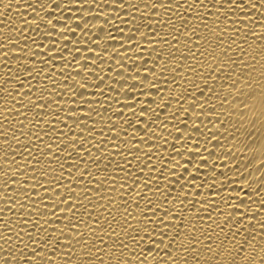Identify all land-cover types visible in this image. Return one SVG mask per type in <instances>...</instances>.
<instances>
[{
  "label": "snow or ice",
  "instance_id": "6c2138e0",
  "mask_svg": "<svg viewBox=\"0 0 264 264\" xmlns=\"http://www.w3.org/2000/svg\"><path fill=\"white\" fill-rule=\"evenodd\" d=\"M196 5H199V9ZM119 6L125 10L126 14L129 9L140 10L137 4L130 3L129 0H119ZM0 7L4 8L2 14L6 15L13 8V4L11 0L7 3L5 0H0ZM28 7H32V5L29 4ZM39 7L44 10L46 5L40 3ZM56 7L59 8L60 5L57 4ZM143 7L149 10L153 17L161 10L169 17L175 15L177 22L174 23L171 19H157V28L164 33L163 35H160L151 24L144 25L149 31L143 33H141L140 26H136L134 34L128 35L126 40L119 41L121 47L124 48L125 55H121L119 50L113 49V62L117 68L122 70L124 65L115 60V56H119L120 60L127 61L129 57L126 54L129 45L138 50L135 52V57L141 58L145 55L141 40H146L149 46H156L149 48V57L154 58L143 60V65L149 63L153 65L151 69L142 68L143 72L150 73L145 75L143 80L139 79L141 61L136 58H131L128 65L133 69V73L125 76L123 71L117 72V76L122 77V79L108 77L109 80H114L115 84L118 85L117 87H113L112 84L107 85L114 94L113 103L120 105L121 95L130 101L123 103L122 106L123 109L131 110L128 119H124L123 110L114 111L112 103L103 108V112H112L117 119L114 120L111 116L105 119L100 109L91 106L97 101L85 99L84 93L88 91L90 83L89 75L96 77L99 81L98 84L92 85L96 89L104 86L105 80L95 71L98 65L95 62L90 63L89 59L84 57L80 47L73 44L72 51H69L67 44H65L57 50L56 40L49 35V32H56L61 39L66 32L57 28V25L63 23L61 20L57 19L54 24L51 19L47 18L52 17L53 12H46L45 18L36 17L44 24L48 32H42L39 25L32 29L39 33L41 42L52 40L50 50L40 53L41 42L31 36L24 37L23 30L20 31V35L15 40L11 36H5L4 40L0 41V55L4 56L7 69L4 78L0 79V105H3V111H0V119H2L0 139L3 140V145L7 148L4 151L3 160L4 164L8 165L7 169L0 173L4 177L3 185L0 187L5 192L3 199L7 213L16 215L17 205L20 209V215L16 221H12L11 217L5 218V210L0 209V228L3 230L0 232V264H58L57 257L63 264H149L148 257L153 254H157L159 257L155 260V264H264V200L260 202L258 210H252L253 201L250 196L247 200L236 196L235 199L239 201L238 204H233L231 197L227 199L221 197L225 208L230 209V211L227 214L223 210L218 211L219 216L223 217L220 222L212 220V217L209 216L215 225L214 231L211 226H202L203 217L199 215V212L205 209L199 200L192 205L193 209H197L194 216L185 217L184 213L177 211L174 206L166 207L165 205L172 203L169 199L172 192L167 185L160 186L157 184V187L153 189V180L157 178L151 175L154 170L159 171L151 163L153 155L160 159V148L168 146V139L163 134L159 136L162 145L156 144L154 129L160 128L162 133L169 132L163 117L169 115L167 109L171 107L173 99L178 104L181 101L187 102L189 98L192 100V103L188 105V109L192 110L191 112L185 109L183 104H180V107L170 114L171 119L177 121L174 125L177 133L176 140L184 138V132L180 125L182 124L184 129L189 127L187 119L180 121L178 114L184 112L188 118L195 115L199 119L200 114L205 111L206 105L215 113L216 105L213 100L215 97L221 102V112L215 117L214 127L219 130L223 126L225 133H228L229 128H231L232 131L229 135L233 141L238 144L240 137L244 136L247 141L251 142L245 143L244 148L252 152L255 151L251 147V144L255 143L253 131L249 130L242 133L241 128L237 125H242L246 114L250 112L253 119L249 123L252 124L253 128L255 127L257 119L255 107L258 100L259 119L264 126V84L260 85L259 98L255 91L250 93L244 91L245 88L251 87L252 72L256 71L254 64L257 55H253L242 47L240 42L248 44L249 37L264 42V23H261L264 21V0H207V3L204 0H183V4L180 0H147ZM180 8H184V11H178ZM210 17H215V19L210 20ZM193 21L196 23L194 24ZM122 22L126 25L135 24V18ZM7 26L5 24V27ZM76 26L84 31L85 36L87 31L91 30H85L86 25L79 23ZM256 28L262 30L257 32ZM65 29L67 32H71L73 36L76 35L71 27L66 24ZM242 31H246L248 35H242ZM103 32H105V28L100 27L99 33ZM229 32L232 35H229ZM120 34L123 36L122 31ZM225 37H228L227 41ZM21 39L24 40L23 46ZM108 39H114L111 33H108ZM29 41L35 46L36 51H31L30 56L13 53V58L17 61V70L13 72L7 63L8 52L20 49L21 53H29ZM67 43L72 44V41ZM89 43L94 47L90 48L88 44H84L83 48L89 52V55L95 56L97 60L101 61V64H104L105 61L101 54L95 51L96 48L101 47L99 40H92ZM50 52H54L55 55L50 54ZM231 52L237 54L238 60L229 55ZM64 53L71 56V59L64 63V67L69 64L74 68L78 67L80 70L75 73V76L83 79V83H81V80L75 79L71 73L66 76L64 71H60L63 83L67 85L61 91L70 97V102L73 105L70 108H64L55 99L57 80L54 78V74L57 69L53 61L56 57H62ZM101 53L103 56H108L109 50L102 48ZM38 54L42 57L39 58V63L43 65L39 71L27 63L29 58L37 59ZM258 55L264 59V49ZM78 57H83L82 66ZM245 57H249L251 63L249 60H245ZM185 61L191 63L185 64ZM173 62L179 63L181 70H186L193 79L189 81L187 77L182 76L183 83L187 84L185 91L176 93L175 97L169 94L167 100L162 98L163 102L157 105L149 93L163 91L158 84L160 78L166 77L169 72L172 73L171 83H177L176 68L169 67ZM229 67L231 71H226ZM238 69H240L239 73H237ZM100 70L103 71V68L101 67ZM112 71H116V69H112ZM260 76L264 80V65L261 66ZM41 77L45 84L44 89L36 88L33 91L31 81ZM69 80H73V84L68 85ZM25 81H27V91H24ZM144 81H147V85ZM209 81L212 82L211 86ZM48 83L53 85L51 89L47 87ZM200 83L203 84V87H200ZM9 85L13 86L9 88ZM17 85L19 87H16ZM241 85L244 87H240ZM180 87H183V84ZM197 92L199 93L198 97L196 96ZM97 94L105 96L106 100L108 98L102 91ZM33 96L35 99H32ZM140 97H147L151 104H145ZM16 104H19L20 107H15ZM51 105L56 106L55 111L51 109ZM137 105H141L139 112L136 111ZM152 105H157L160 111L157 112ZM86 106L87 113L83 116L79 115ZM228 108H231L232 111H228ZM93 112H95L96 117H99V120L92 116ZM233 112L239 114L236 124L231 123ZM29 113H35V117L30 118ZM21 116L24 118L23 120L19 119ZM222 116L227 117L228 121L221 119ZM12 117H16L15 123L20 125L19 129L13 126ZM45 117L51 119H45ZM211 119L209 117L210 121ZM68 120L72 121L71 125L67 123ZM24 121H28L32 125L28 132L23 131ZM41 121L48 125L50 131H46L44 128L33 131ZM53 121L55 124L63 125V127L57 129ZM88 121H92V123L89 124ZM97 124H101L102 127L98 129ZM123 124H127L128 128L133 129V134H129L127 129L123 128ZM64 128H67V131H64ZM105 128L107 134L104 131ZM193 130L199 132V126L194 124ZM97 132L99 137L96 135ZM41 133L43 136H47L49 140H52L53 135L55 139L49 143ZM30 134L34 137L33 140H29ZM216 134L210 133L213 137ZM20 136L28 141L27 144H22L19 139ZM92 140H97V143L92 144ZM37 141L39 143L35 144L36 154H33L32 147ZM86 142L90 147L85 146ZM106 144H110L112 148L101 147V145ZM40 145H43V150H41ZM141 145H145L147 150L141 148ZM14 146L23 147L37 165L41 164L42 159L44 160L46 168L39 172L40 180L48 181L47 184H40L44 193L43 196H40L43 213L35 208V201L29 193V185H31L32 192L36 191V186L31 184L32 176L25 174V182L19 188L15 186L17 180L12 166H15V172L28 168L32 173H36L37 169L29 161L21 164L15 157L19 155L20 160H23L24 154L18 153ZM235 146L234 144L233 147ZM93 147L99 155L92 152ZM153 147L156 148L155 152L152 151ZM171 151L175 156L182 155L175 143L171 145ZM205 151H207L206 148ZM10 153L12 154L11 157ZM208 154L212 155L211 152ZM226 155L235 160L231 151L227 152ZM116 156H120L123 164L115 160ZM129 156L132 157V160L142 163L143 167L138 164L133 169L132 160L128 159ZM45 157L48 159H44ZM253 158H248L245 167L252 166ZM243 159L242 151L241 160ZM113 161H115V167L109 173L108 169L112 167ZM69 162H71L70 167L76 170L79 179L76 180L71 171H69V175L73 177L76 187L83 188V197L77 194L75 188L67 187L63 199L54 203L55 210L49 213L48 204L43 203V201L47 198L49 188L52 185H55L57 189L60 187V181L53 175L54 169L51 165L55 164L63 173L66 170L64 164ZM168 162L172 165L171 168H167L165 165L169 174H174L177 166L182 167L184 172H188L187 167L178 165L174 158L169 157ZM161 163L163 164V161ZM188 163L191 164L192 160L189 159ZM207 163V158L201 160V164ZM89 165L94 167L97 173L103 167V181L90 170ZM212 167L215 169L216 166L213 165ZM144 168L149 169V176L141 179L140 177L145 175ZM240 168V162H237L235 165L236 174L241 180H244L246 177L241 174ZM261 169H264V152L261 153L259 167L256 170L260 171ZM116 170L124 173L122 180L125 183L131 181L128 192L122 200V211L120 208L114 207L115 197L109 198L112 193L119 192ZM200 171L197 169L196 174L192 175L191 179L186 176L184 178L187 182L185 186H191L197 190L205 186V178L199 176ZM136 172L140 173V177L136 176ZM221 175L224 174L221 173ZM248 175L251 176V172ZM86 176L88 177V184L81 185L80 181H83ZM50 177L51 179H49ZM197 178L202 181L200 185L195 183ZM177 182L179 181L177 180ZM122 186L121 184L120 187ZM206 187L211 195H218V191H213L217 187L214 179L213 182L207 183ZM144 189L151 192L152 196H156L159 202L147 195ZM260 190H264V181L260 184ZM241 191H245V196H248V192L256 194L250 187L246 190L243 185H241ZM56 195L58 193L51 197L53 201L56 200ZM93 196L98 200L106 199L108 201L103 207L104 211L109 213L111 222H109V217L103 216L102 213L93 214L97 207L92 200ZM21 198L25 204L32 206L30 215L25 212L24 204H20ZM130 199L133 201L131 206H129ZM84 200H88L93 212L86 209L84 214L80 215L78 210L85 208ZM141 200L144 201V211L140 210ZM175 200L181 203L183 207L184 201L180 197H175ZM184 200H187V196L184 197ZM203 204L208 205L212 202L205 197ZM212 207L218 209V205L212 204ZM61 211L63 218L57 215ZM47 214L57 218L59 224L56 227L50 229L44 227L50 223L44 218ZM41 220H43V225ZM65 220L68 221L66 225L64 224ZM253 221L255 223H252ZM52 223L56 222L53 221ZM29 224L32 231H27ZM60 225L64 226L61 227ZM257 230H259L258 247ZM40 233H45V235H40Z\"/></svg>",
  "mask_w": 264,
  "mask_h": 264
},
{
  "label": "bare ground",
  "instance_id": "6f19581e",
  "mask_svg": "<svg viewBox=\"0 0 264 264\" xmlns=\"http://www.w3.org/2000/svg\"><path fill=\"white\" fill-rule=\"evenodd\" d=\"M9 2V0H5V3ZM130 3H135L139 6L140 10L137 9H129L128 13H125V10L119 6V0H11V3L13 4V8L7 12L6 15H3L4 8L0 7V41L4 40L5 36H11L13 40H15L19 35L20 31L23 30V36L28 37L31 36L33 39L37 40L38 42H41V36L38 32H34L32 29L35 28L37 25H39V29L42 32H48V29H45V26L43 23H41L39 20L36 19L37 16L41 18H45L46 12H53L52 17H47L48 19H51L52 22L55 24L56 20L59 19L63 23L57 25V28L59 30L65 31V36L61 39L56 32H49V35L53 37L56 40V47L57 50H59L61 47H63L65 44H67V47L69 51H72L73 44L80 47V50L84 53V57H87L91 62H95L98 67L95 69V71L98 73L100 77H102L105 80V85L101 86L99 89L93 88V84H98L99 81L96 79V77L88 76V79L90 81L88 85V91L84 93L85 99L89 101H97L96 103L92 104L91 106L93 108H97L101 110V114L107 119L108 117H112V119H117L115 116H113L112 112L105 113L103 112V108L107 107L109 103L113 104V110L114 111H120L123 110L124 112V119L130 118V109H123V103L130 102L128 101L123 95L120 96L121 104L116 105L113 103V97L114 94L110 91V89L107 87L108 84H112L113 87H117L118 85L115 84L114 80H109L108 77H116V79H122V77L117 76V72L123 71L124 75L127 76L130 73H133V69L130 68L128 65L131 62V58H136L141 61V75L139 77L140 80L144 79L145 75H149L150 73H145L142 71L143 67H147L151 69L153 65L151 63L147 65H143L144 59H152L154 57H149V48H155V45L149 46L148 42L146 40H141V44L145 49V55L143 58L141 57H135V52L138 51L137 49H134L131 47V45L128 46V52L127 57L129 59L127 61L120 60L119 56H115V60L119 61L121 64L124 65V68L121 70L117 68V65L113 62V56L114 52L113 49L119 50L121 55H125L124 48L121 47V44L119 41L126 40L127 36L130 34H134L136 32V26H140L141 33L148 32V28L144 27L145 24H151L153 28L157 29V32L160 35H163V32H160V29L157 28V19L166 20L171 19L174 23L176 21L175 15L169 17L164 13L163 10H161L158 14H156L155 17H153V14L147 10L144 9L143 4L147 2V0H129ZM181 4H183V0H180ZM205 3H207V0H204ZM40 3H44L46 5V8L44 10H41L39 7ZM31 4L32 7H28V5ZM59 4L60 7L57 8L56 5ZM186 7V6H185ZM197 9H199V5H196ZM178 11L183 12L184 8L178 9ZM95 17V18H94ZM122 18V19H118ZM135 18V24H125L122 21L123 20H131ZM210 20H214L215 17H210ZM27 22V23H25ZM86 25V29H91L90 31H87V35L85 36L84 31H82L81 28H78L77 24ZM195 24L196 22L193 21ZM261 23H264V21H261ZM5 24L8 26L5 27ZM65 24L70 26L71 29L76 33L75 36L71 34V32H67L65 29ZM31 25V27H29ZM95 26V27H94ZM104 27L105 32L99 33V28ZM255 27V26H253ZM261 28H256L257 32H260ZM123 32V36H121L120 32ZM108 33H111L112 37L114 39L109 40L108 39ZM242 35L247 36L248 33L246 31H242ZM229 35H232L231 32H229ZM135 39V37H134ZM228 37H225V40L227 41ZM238 39V38H237ZM92 40H99L100 42V48H96L95 51L98 54H101L102 59L105 61L104 64H101L100 60H97L95 56L89 55V52L86 51L83 48L84 44H88L90 48L94 47L89 42ZM68 41H72V44H68ZM24 40L21 39V45L23 46ZM52 43V40H43L41 42V48L40 53L43 51L50 50V45ZM242 44V47L247 49L250 53L253 55H257V59L255 61L254 67L256 71L252 72V84L250 88H245V92H253L255 91L257 97L259 98L260 93V85L264 84V80H262L260 76V70L261 66L264 65V59H261L260 55H258L262 49H264V42L261 40H253L252 37L248 38V44ZM235 47V46H233ZM102 48H107L109 50L108 56H103L101 53ZM29 53H21L20 49H14L10 50L8 52V66L11 67L12 71L15 72L17 70V61L13 58V53L19 54L21 56L28 54L30 56L31 51H36V48L34 45L31 44V41H29ZM50 54L55 55L54 52H50ZM229 55L233 56V58L238 60V56L235 52H231ZM39 58H42L38 54V58L33 60L29 58L27 63L30 65H33L37 71L39 69L43 68V65L39 63ZM4 56L0 55V79L4 78V74L7 71L4 63ZM71 59V56L68 53H64L62 57H56V59L53 61V63L56 66L57 71L54 74V78L57 80V86H56V95L55 99L58 103H60L64 108H70L73 107V105L70 102V97L68 95H65L61 89H65L67 85L63 83V78L60 77V71H64L65 75H71L75 77L77 80H81V83H83V79L81 77H76L75 73L79 71L80 69L78 67L74 68L71 64H69L67 67H64V63L69 61ZM80 65H83V57H78ZM245 60H249V57H245ZM251 63V61L249 60ZM185 64L191 63L190 61H185ZM101 67L103 68V71H101ZM169 67H175L176 68V81L177 83L173 84L171 83V77L172 73L169 72L166 77H161L158 86L163 89L162 92L157 93L155 91L150 92L149 96L153 100L157 102V105L161 104L163 100H167L169 97V94L171 96L175 97L176 93L184 92L187 88V84L183 83V80L181 79L182 76L187 77L189 81L193 79V77L189 76L186 70H181V67L179 63L173 62L169 65ZM112 69H116V71H112ZM47 71V70H46ZM159 70L157 69V72ZM226 71H231V68H227ZM240 72V69L237 70V73ZM236 75V74H234ZM22 79H24L22 77ZM73 80L68 81V85L73 84ZM145 85H147V81H144ZM132 83V81H130ZM199 83V82H198ZM211 81H209V84L211 86ZM26 87L24 91H27V81H25ZM31 84L33 86V91L36 88H39L41 90L44 89L45 84L43 82V78L39 79H33L31 81ZM183 84V87H180V85ZM13 85H9L8 87L11 88ZM16 87H19L18 85ZM47 87L51 89L53 85L51 83H48ZM200 87H203V84L200 83ZM218 87V86H217ZM240 87H244L241 85ZM104 92L105 95L108 97L107 100L105 99V96L98 95V92ZM135 91V89H133ZM227 91V89H226ZM196 96H199V93H196ZM163 98V100H162ZM32 99H35V96L32 97ZM140 99L145 104H151V101L147 99V97H140ZM213 100L215 101L216 105V112L213 113L211 111V108L209 106H205V111L200 114V118L197 119L195 115H193L191 118H188L184 112H180L178 114V119L180 121H183L187 119V123L189 125L188 129H184L183 125L181 124V130L184 132V138L180 140H176L175 137L177 136L176 129L174 125H176L177 121L171 119V113L175 111V109L180 107V104H183V107L185 109H188V105L192 103V100L189 98L187 102L181 101L180 104L176 103V100H172L171 107H168L167 116L163 117V120L166 124V127L168 128L169 132H163L160 128L154 129V139L156 140L157 145H162V141L159 139V136L163 134L168 139V146H162L160 148V159H157L155 155L152 157L151 163L156 166V168L159 169V171L154 170L151 175L156 177L157 179L153 180L152 187L155 189L157 187V184L160 186L167 185L168 188L172 192V196L169 197V199L172 201L171 204L165 205L166 207H173L179 211L183 212L185 217L194 216L197 212V209H193L192 205L196 203V201H200L201 205L205 210L200 211L199 215L203 217V224L202 226L207 227L211 226L213 230L215 231V225L213 224L212 220H216L217 222H220L223 220L222 216H219L218 211L223 210L225 214L230 211V209H226L224 206V203L221 200V197L224 199H227L229 197L232 198L231 202L233 204H238L239 201L235 199L236 196H239L241 198H244L245 200L248 199V197H251V200L253 201L251 205L252 210H258L260 206V202L264 200V190H260V184L262 181H264V169H261L260 171H257L256 169L259 167V159L261 156V153L264 152V126H262V123L259 119V102L257 100L256 107H255V113H256V124L255 127H252V124L249 123L253 119L252 113H247L246 118L242 125L238 124L237 126L241 128L242 133H246L249 130L253 131L254 136L253 139L255 143L251 144V147L255 149L254 152L247 150L244 148L245 143H251L250 141H247L244 136L240 137V143L237 144L236 141H233L231 139V136L229 133L232 131L231 128H229L228 133H225L223 131V126L220 127L218 130L216 127H214V124L216 123L215 117L216 115L220 114L221 102L217 100L215 97H213ZM157 105H152V107L156 108V111L159 112L160 109L157 107ZM15 107L19 108L20 105L16 104ZM53 111L56 110L55 105L50 106ZM141 105L136 106V111H140ZM227 107V106H226ZM228 111H232L231 108L227 109ZM0 111H3V105H0ZM23 111V109H21ZM189 112H191V109H188ZM199 111V110H197ZM85 113H87V106L83 109L79 115L83 116ZM92 116L99 120V117H96L95 112L92 113ZM238 112H233L231 116V123L236 124L238 120ZM29 117H35V113H29ZM209 117H211V121L209 120ZM13 119V126L16 129L20 128L19 124L15 123L16 117H12ZM20 120H23L24 118L21 116L19 117ZM45 119H51L50 117H45ZM221 119H224L226 122L228 121L227 117H221ZM0 123H2V119H0ZM55 124V122L53 121ZM67 123L69 125L72 124L71 120H68ZM89 124L92 123V121H88ZM24 129L23 131L28 132V129L32 127L31 123L28 121H24ZM195 125L199 126V132H196L193 130V127ZM57 129H60L63 127V125L55 124ZM123 128H126L129 134H133V129L128 128L127 124L122 125ZM83 127V125H81ZM96 127L99 129L102 127L101 124H97ZM40 128H44L46 131H50L47 124H45L43 121L35 128L33 131H39ZM2 130V129H0ZM64 131H67V128H64ZM79 131V129H77ZM105 133L107 134V129H104ZM171 133V134H169ZM210 133H217L216 136H211ZM18 134V132H17ZM43 136V133H41ZM97 137H99V133H96ZM143 135V133H141ZM43 138L48 141L49 143H52L55 139V136L53 135L52 140H49L47 136H43ZM19 139L21 140L22 144H27L28 141L24 139L23 136H20ZM34 137L32 135H29V140H33ZM219 141V143H217ZM39 143L38 141L33 144L32 152L33 154H36V147L35 144ZM92 144L97 143V140H92ZM175 143L178 150L182 153L181 156H175L174 153L171 151V145ZM236 145L233 147V145ZM86 147H90V145L86 142ZM18 153L24 154V159L20 160V156L16 155V159L20 161L21 164L25 163L26 161H29L33 166L36 167L37 172L32 173L30 169L24 168L21 169L20 172H15V166L13 167V171L16 176L17 184L15 185L17 188H19L23 182L26 180V175L32 176L33 179L31 181L32 185L36 186V191H31V185H29V193L32 196V199L35 201V208L40 210L43 213V209L41 208V200L40 196H43L44 193L42 192V189L40 188V184H47L48 181L40 180L39 172L41 169L46 168V165L44 163V160H41V164L37 165L35 163V160H32L31 157L28 156L27 152L23 147L20 146H14ZM102 148L111 149L112 146L110 144L101 145ZM123 147V145H122ZM41 150H43V145H40ZM55 148V146H54ZM141 148L146 147L145 145H141ZM205 148L207 151H205ZM7 148L3 145V140L0 139V173H2L3 170H6L8 165L4 164L3 160V154L4 151H6ZM152 151L155 152L156 148L153 147ZM231 151L233 155L235 156V160H233L231 157L226 155L227 152ZM243 151L244 159L241 160V154ZM92 152L96 155H99V153H96L95 148H92ZM211 152L212 155H209L208 153ZM193 153H196V155H193ZM11 157V153L9 154ZM174 158L175 161L178 162V165H184L187 167L188 172H184L182 167L177 166V170L174 174H169V172L166 170L165 165L167 168H171L172 165L168 162V158ZM249 157H254L252 160V166L251 167H245V164L248 161ZM207 158L208 163L207 164H201V160ZM44 159H48L45 157ZM111 159V157H110ZM129 160H132V157H128ZM143 159V158H141ZM191 159L192 163L189 164L188 160ZM116 161H120L121 164H123V161L121 160L120 156L115 157ZM163 161V164L161 163ZM237 162H240L241 168L240 172L242 175L246 177V179L241 180L240 177L236 174L235 171V165ZM61 163H64L61 161ZM70 163H65V171L61 173L60 169L57 168L55 164H52L51 167L54 169L53 175L57 177L60 181V187L57 189L55 185H52L49 188V192L47 194V198L43 201V203H47L49 207V213L54 209L53 205L54 203H58L61 199H63V195L66 192L67 187H73L75 188L78 195L83 197V188L82 187H76V183L73 180V177L69 175V171H71L74 175L76 180L79 179L78 174H76V170L74 168L70 167ZM107 163V161H105ZM139 164L140 167H143V164L139 161L132 160L133 169ZM195 165V167H193ZM215 165V169L212 167ZM115 167V161H113L112 167L108 169V172L111 173L113 171V168ZM90 170L96 174L101 181L104 179V171L103 167L101 168L100 172H96V169L94 167H91L89 165ZM200 169L199 176H202L205 178V186L201 187L199 190L193 189L191 186H185L187 182L185 181V177H189L191 179L192 175L196 174V170ZM231 169V170H230ZM251 172V176L248 175V173ZM223 173L224 175H221ZM144 177H140V173L136 172V176L140 177L141 179H144L145 177L149 176V169L144 168ZM124 176V173L120 172L119 170H116V179L119 182L117 187L119 188V192H114L111 194V197H115L116 203L115 208H120L122 211V200L125 197V195L128 192L129 185L131 181L129 180L127 183H125L122 180V177ZM167 177V179H165ZM51 179V177L49 178ZM213 179L217 185L216 189L213 191H218V195L213 196L211 195L206 187L207 183L213 182ZM39 180V183L37 181ZM177 180L179 182H177ZM4 177L2 174H0V186L3 185ZM81 185H87L88 184V177L86 176L83 181H80ZM195 183L197 185H200L202 183L201 179L197 178L195 180ZM123 185L120 187V185ZM241 185L244 186V188L247 190L249 187L256 192L254 195L253 192H248V196H245V191H241ZM91 186V185H89ZM111 186V184H109ZM145 192H147V189H144ZM56 200L53 201L51 197L55 194ZM14 194V193H13ZM107 195L106 193H102ZM5 195L4 190L2 187H0V209L5 210V218L11 217L12 221H16L17 217L20 215V209L19 205L16 207V215H13L11 213H7V209L5 208V202L3 199V196ZM147 195L152 196L151 192H147ZM187 196V200H184V197ZM175 197H180L181 200L184 201L183 207L181 206V203L177 202L175 200ZM207 197L209 201L212 202V204L218 205V209L212 207V204L204 205L203 201ZM154 201H157L156 196H152ZM93 202L97 205L94 212L93 209L89 206L88 200H84L83 203L85 204V208L79 209V214L83 215L85 210L89 212H93L94 215L102 213L103 216L109 217V213L104 211L103 205L107 204L108 201L105 199L103 201L98 200L95 196L92 197ZM132 200H129V206L132 204ZM20 204H24L25 206V212L30 215L32 206L30 204H25V201L21 198ZM131 210V208H130ZM140 210L144 211V201H140ZM115 214V213H114ZM162 214V213H161ZM58 216L63 218V213L58 212ZM209 216L212 217V220L209 219ZM45 219L49 220V225H44L45 228L50 229L53 227H56L59 224V221L56 217L51 216L50 214L45 215ZM32 219H35V217H32ZM87 219V217H85ZM55 221L56 223H52ZM109 222H111V217H109ZM68 223L67 220L64 221V224L66 225ZM252 223H255L253 221ZM41 224L43 225V220H41ZM63 227L64 225H60ZM201 226V225H198ZM2 228H0V232H2ZM27 231H32L31 225L29 224ZM257 230V247L259 246V235ZM40 235H45V233H40ZM107 239V238H106ZM101 247H103L101 245ZM215 247V245H214ZM159 257L157 254H153L152 256L148 257L149 264H155V260ZM107 259V257H106ZM239 259V258H237ZM58 264H63V262L60 260L59 257H57Z\"/></svg>",
  "mask_w": 264,
  "mask_h": 264
}]
</instances>
